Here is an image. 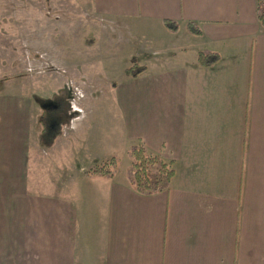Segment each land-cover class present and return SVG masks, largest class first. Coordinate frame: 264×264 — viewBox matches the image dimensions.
<instances>
[{"label":"crops","instance_id":"obj_1","mask_svg":"<svg viewBox=\"0 0 264 264\" xmlns=\"http://www.w3.org/2000/svg\"><path fill=\"white\" fill-rule=\"evenodd\" d=\"M89 2L106 21L93 26L97 34L144 25L164 42L132 65L141 70L135 77L125 54L42 62L43 72L57 67L72 77L80 64L91 78L110 73L113 116L89 144L66 126L44 144L39 99L19 96L9 77L0 78L7 87L0 90V264H264L257 0ZM173 38L185 39L189 58L183 48L166 56ZM201 52L218 61L199 64ZM135 144L171 164L167 190L140 195L117 169L111 177L86 174L115 159L128 167ZM53 162L58 180L47 172Z\"/></svg>","mask_w":264,"mask_h":264},{"label":"rangeland","instance_id":"obj_2","mask_svg":"<svg viewBox=\"0 0 264 264\" xmlns=\"http://www.w3.org/2000/svg\"><path fill=\"white\" fill-rule=\"evenodd\" d=\"M105 22L92 13L89 0H0V78L9 77V83L17 86L19 96L41 101L38 107L47 130L46 140L66 126L69 137H84L83 143L89 144L97 132L109 129L106 121L112 115L106 86L110 73L99 72L98 79L91 78L80 70L82 64L77 66L73 77L66 71L61 73L57 67L43 72L42 62L48 56L85 61L100 55L106 59L126 55L124 62L132 66L143 61V53L158 51L164 42L157 33L145 31L144 25H139V29H106L105 33L97 34L93 26L105 25ZM173 39L170 41L175 48H170L166 56L174 57L183 48L185 57L189 58V47L183 44L185 39ZM2 87H6L3 80L0 90ZM115 161L117 172H126V165ZM57 171L61 169L53 162L47 172L50 178L58 180ZM64 178L67 180L68 175Z\"/></svg>","mask_w":264,"mask_h":264},{"label":"trees","instance_id":"obj_3","mask_svg":"<svg viewBox=\"0 0 264 264\" xmlns=\"http://www.w3.org/2000/svg\"><path fill=\"white\" fill-rule=\"evenodd\" d=\"M256 15L261 27L264 28V0H257ZM163 25L170 32L175 31V23L164 21ZM218 55L210 52H201L198 55V62L203 66L214 65L218 61ZM141 70H136L135 65L126 70L127 74L135 77ZM40 106L41 101L38 100ZM42 114L39 117V123L42 127L41 137L43 143L49 145L53 138L59 135V132H54L48 140H46L47 130L42 123ZM128 159V167L125 175L129 186L136 193L149 196L169 188L174 170L171 164L163 160L159 155L149 152L143 145H132L126 153ZM115 161L105 162V165L98 164L87 171V175H101L111 177L115 174Z\"/></svg>","mask_w":264,"mask_h":264}]
</instances>
